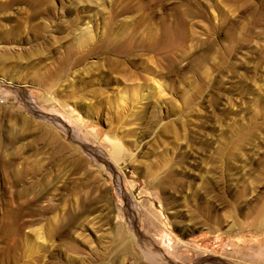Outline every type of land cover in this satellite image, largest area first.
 <instances>
[{
    "label": "rangeland",
    "instance_id": "1",
    "mask_svg": "<svg viewBox=\"0 0 264 264\" xmlns=\"http://www.w3.org/2000/svg\"><path fill=\"white\" fill-rule=\"evenodd\" d=\"M0 264H264V0H0Z\"/></svg>",
    "mask_w": 264,
    "mask_h": 264
},
{
    "label": "bare ground",
    "instance_id": "2",
    "mask_svg": "<svg viewBox=\"0 0 264 264\" xmlns=\"http://www.w3.org/2000/svg\"><path fill=\"white\" fill-rule=\"evenodd\" d=\"M131 227H132V226H131ZM132 237H134V236L132 235ZM137 238H139V240H140L141 243L146 244L145 247H147V244L152 245V242L150 241V239H149L148 236H139V237H138V234H137ZM136 241H138V240H136ZM151 247H152V246H151ZM142 248H143V247H142ZM149 249H150V248H149ZM150 251H152V249H151ZM150 251H149V252H150ZM157 253H158V252H157ZM158 254H160V252H159Z\"/></svg>",
    "mask_w": 264,
    "mask_h": 264
}]
</instances>
